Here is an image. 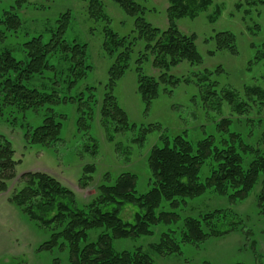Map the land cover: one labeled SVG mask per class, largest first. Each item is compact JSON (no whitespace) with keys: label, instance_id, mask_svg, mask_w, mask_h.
Segmentation results:
<instances>
[{"label":"trees","instance_id":"trees-1","mask_svg":"<svg viewBox=\"0 0 264 264\" xmlns=\"http://www.w3.org/2000/svg\"><path fill=\"white\" fill-rule=\"evenodd\" d=\"M113 1L134 17L135 28L133 37L119 36L110 27L104 28V50L110 59H114L109 69L108 90L100 107L102 125L107 132L114 123V132L136 128L113 93L130 66L135 43H145V52L137 59L138 91L149 110L160 94L161 83L177 81L168 74L172 67L183 61L192 65L203 62L195 43L196 36L181 33L176 20L195 18L212 3V0H170L167 9L169 26L160 29L145 19L146 8L136 0ZM89 3L92 17L107 19L100 0ZM2 4L0 0V35L4 40L7 35L16 36L24 27L20 13L29 0H12L6 8ZM70 21V13H62L56 21L58 24L49 29L48 38L44 34L30 36L28 32L29 39L20 48L21 58L13 54L16 46H4L0 50V116L6 115L10 124L17 117L15 113L40 111L44 116L40 125L26 127L24 139L30 146L50 147L62 141L65 115L56 111L57 104L78 103L80 131L90 126L88 121L94 119L99 107L94 86L85 85L74 95L68 94L71 89L84 85L93 70L88 44L65 38ZM213 40L217 50L238 53L236 37L231 31H220ZM149 55L153 56V66L161 71L159 78L150 77L142 70V62L149 59ZM263 58L264 53L256 56L257 60ZM209 75L211 73L207 72L201 76L202 102L206 109L221 115L222 104L226 103L236 115L221 116L210 124L211 129L200 125L196 128L203 131L199 136L189 134L187 130L169 133L158 124L142 127L134 140L140 145L150 133L159 131L158 140L146 158L150 182L147 192H137L135 173L124 171L116 177L106 173L97 185L94 197L82 204L75 199L73 191L47 173L22 175L25 185L9 200L48 234L38 247L39 251L63 252L68 264H156L155 256H181L187 245L241 232L242 218L233 208L215 206L201 210L196 207V202L219 197L240 204L257 186L261 187L257 194L258 215L264 218L262 120L246 117V102L232 89L219 91ZM245 96L253 99V103L262 104L264 88L248 86ZM109 139H114L111 133ZM90 140L84 150L95 156L99 144L94 137ZM14 155L11 140L0 134V193L8 190L9 182L17 175L20 160ZM94 172V165L84 167L79 181L82 188L89 185ZM126 204H134L140 210L135 214L134 223L120 217ZM157 229L158 241L149 243L147 248L135 246L118 250L115 247L117 240L153 236ZM203 264L212 263L207 260ZM256 264H264V254Z\"/></svg>","mask_w":264,"mask_h":264},{"label":"rangeland","instance_id":"rangeland-1","mask_svg":"<svg viewBox=\"0 0 264 264\" xmlns=\"http://www.w3.org/2000/svg\"><path fill=\"white\" fill-rule=\"evenodd\" d=\"M90 0H29V4L21 10L23 28L16 36L7 35L4 40L0 35V50L4 46H16L13 54L17 58L23 56L22 44L31 35L44 34L49 37V29L59 16L69 12L71 21L65 33L68 41L77 40L88 44V57L93 70L84 80L81 87L71 89L75 94L81 88L94 86L93 92L99 102L94 119H89L90 126L78 130V103H61L55 106L58 113L65 115L62 130V141L50 146H30L24 139L26 127L38 126L43 121V114L28 111L12 113L17 116L8 123L6 115L0 116V134L11 140L15 159L20 160L16 167V177L8 184V190L0 193V264H68L66 256L59 251H39L38 247L48 238L43 228L30 220L20 208L10 202L12 194L25 185L22 177L27 172H44L59 180L73 191L75 199L80 203L90 201L97 191V185L104 174L116 177L124 171L137 175L136 190L143 194L150 188L147 154L157 142L159 131L147 136L143 145L134 140L139 136L141 128L158 124L169 133L189 131V134L200 135L203 131L196 128L209 126L221 116L236 115L228 104H222V114L207 110L202 102V77L209 72L210 81L220 91L232 89L238 93L240 100L246 102L250 119L261 118L264 129V101L253 103L245 96L248 86L264 88V58L256 59L264 53V0H212L208 9L199 12L195 18L183 17L176 20L181 33L196 36V46L203 57L200 65H192L183 61L172 67L168 74L177 81L173 84L161 83L160 94L146 110L141 94L138 91L137 59L144 51L145 43L137 41L130 66L125 75L118 81L113 93L121 107L127 113L130 123L135 129L114 132L116 123L110 131L102 125L100 107L109 80V69L114 59L104 50V28L110 27L119 36L133 37L134 17L129 16L113 0L102 2L103 16L99 19L90 15ZM144 6L145 19L153 26L167 29L169 26L167 9L170 0H136ZM3 7H9L12 0H2ZM101 12V13H102ZM213 19V20H211ZM231 31L235 34L237 54L226 50H217L213 37L220 31ZM22 31V32H21ZM21 32V33H20ZM26 32L25 36L23 33ZM212 52V54L210 53ZM153 56L143 60L142 70L150 77L159 78L161 71L152 64ZM201 79V80H200ZM87 93V89L85 90ZM92 102V101H91ZM7 114V113H5ZM10 117L11 116L9 115ZM6 117V118H5ZM110 125V124H109ZM248 128V127H247ZM260 132V130L257 128ZM110 133L114 139L110 140ZM256 137V133L253 131ZM94 137L99 144L95 156L86 153L84 148ZM254 140V139H253ZM254 141H257L256 139ZM264 148V144L260 145ZM86 165H94L93 178L86 188L80 185L83 169ZM261 187L257 186L251 195L242 203L234 204L225 198H209L196 202L198 209L222 206L233 208L242 218L241 232H232L220 238H211L198 245H187L181 256H155L156 264H256L264 254V218L258 215L257 194ZM139 208L134 204H126L120 217L127 222H135V214ZM93 234V232H92ZM159 229L153 236L141 237L137 240L121 239L115 242L118 250L132 249L135 246L147 248L149 243L158 241ZM255 246H253V241Z\"/></svg>","mask_w":264,"mask_h":264}]
</instances>
